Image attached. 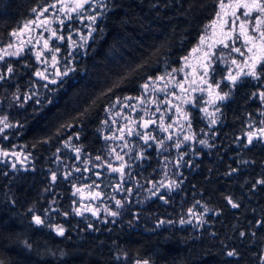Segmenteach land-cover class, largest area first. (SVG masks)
Here are the masks:
<instances>
[{"label":"trees","instance_id":"trees-1","mask_svg":"<svg viewBox=\"0 0 264 264\" xmlns=\"http://www.w3.org/2000/svg\"><path fill=\"white\" fill-rule=\"evenodd\" d=\"M58 2L0 0V264H264V62L221 101L181 75L219 0L79 8L65 35L91 39L53 86L12 42Z\"/></svg>","mask_w":264,"mask_h":264},{"label":"rangeland","instance_id":"rangeland-1","mask_svg":"<svg viewBox=\"0 0 264 264\" xmlns=\"http://www.w3.org/2000/svg\"><path fill=\"white\" fill-rule=\"evenodd\" d=\"M223 2L225 6L221 9L219 0L216 20L205 27L203 34L194 47L197 50H191L184 59L183 67L186 68V73L181 74L184 78L183 81L189 80L192 87L196 85L191 92L196 91L202 94L205 91L208 97L212 93L215 101L224 99H221L224 95L219 89L223 81L232 84L231 77H236L237 80L240 75L255 70L258 64L264 62L259 58L264 56V52L256 49L249 51L251 45L246 44L244 37L240 36L239 28L241 21H248L249 34L258 38L259 33L253 32L252 29L257 27L255 17L259 13L253 11L249 16H243L242 13L245 9L235 7L237 0H223ZM74 4H76V0H71V3L67 6L71 8ZM233 21H235V24H233ZM259 27L264 30V25H259ZM225 44L229 45L228 47L231 50L218 58L219 55H215V49L219 46L224 47ZM234 48H239L240 52L233 51ZM214 60L218 61L226 69V72L224 78L218 79L217 83L212 84L209 82L210 76L206 75V72L209 71ZM233 60H235V63H233ZM253 65H255L254 69ZM183 89V87L180 88L181 91Z\"/></svg>","mask_w":264,"mask_h":264},{"label":"flooded vegetation","instance_id":"flooded-vegetation-1","mask_svg":"<svg viewBox=\"0 0 264 264\" xmlns=\"http://www.w3.org/2000/svg\"><path fill=\"white\" fill-rule=\"evenodd\" d=\"M95 1L86 7L92 6ZM70 3V0L66 4L58 2L54 4L55 7L51 6L47 14L33 16L42 17L43 28L30 20L20 29L14 31L16 34L13 35L12 48L16 53L23 54L22 57L29 60L32 65L31 74L33 77L39 78L47 85H58L68 79V75L73 70V62L79 53L80 44H83L81 47L84 48V44H88L91 39L89 32L86 35L80 29L72 30L65 35V21L71 20L75 24L73 27L79 28L80 17L77 12L79 8L76 7V4L69 8L67 5ZM90 18L87 17L91 20ZM53 21L55 23H52ZM50 23L54 27H50ZM23 27L29 28V32L24 31L18 35ZM65 44L69 46L66 50ZM66 69L69 70L68 75H60ZM52 80H55L56 83H51Z\"/></svg>","mask_w":264,"mask_h":264},{"label":"snow or ice","instance_id":"snow-or-ice-1","mask_svg":"<svg viewBox=\"0 0 264 264\" xmlns=\"http://www.w3.org/2000/svg\"><path fill=\"white\" fill-rule=\"evenodd\" d=\"M85 4H91V0H76V7L83 9ZM52 7H55V5H51ZM106 7V5H104ZM224 2L223 0H220V7L221 9L224 8ZM235 7L237 8H243L245 9V11L242 13L243 16H249L251 12L255 11L257 13H259V15H257L255 17V22L257 24V27H254L252 29L253 32H258L259 36L254 37L252 35L249 34L248 31V21H241L239 28H240V36L244 37L245 43L248 45H251V47H249V51H253L254 49L260 51V52H264V30H262L259 25H264V0H237V3L235 5ZM44 11H47V9H45ZM91 21L94 23L96 20L95 16H92ZM237 19H239V17H237ZM233 24H235V21H233ZM16 33L13 32V35H15ZM225 47H227V44H225ZM197 49H194L193 51H196ZM233 51L236 52H240L239 48H234ZM261 60H264V56L259 57ZM233 63H235V60H233ZM255 68V65H253V69ZM74 70V69H73ZM12 68L9 67L8 68V72H11ZM68 71L69 70H65L63 73H60V75L62 76H66L68 75ZM247 75L250 76H256V72L255 70L250 71L249 73H247ZM0 79H3L2 76H0ZM232 82L235 83L236 82V77H231ZM51 83H56L55 80L50 81ZM144 87H148V85H144ZM227 94H225L226 96ZM260 97L262 100H264V92L260 93ZM224 97H221V99H223ZM126 99H130L128 97H126ZM213 123H215V121H213ZM255 134L254 133H250L248 135V144L252 143L253 140V136ZM261 135H264V130H261ZM201 143H204V141H201ZM247 146V145H245ZM4 155H7V153H4ZM235 171V169L233 170ZM52 179L55 180L56 177L55 175L52 176ZM258 184H264V181H257ZM161 199H164V197H161ZM228 199V203L231 205L232 208H238L239 204L234 202L231 198H227ZM116 205L117 207H121V202L119 200L116 201ZM111 215L116 216L118 215V213L116 212H112ZM34 222L37 225L42 224V219L39 216H35L34 217ZM164 222L161 221V224H163ZM181 223H184V221H181ZM57 232L59 235H63L64 234V229L62 227H58L57 228ZM244 233H241V236H243ZM28 247H31L30 245H27ZM228 256H234L236 255V253L234 251H229L227 253ZM145 264H147V262H145Z\"/></svg>","mask_w":264,"mask_h":264},{"label":"water","instance_id":"water-1","mask_svg":"<svg viewBox=\"0 0 264 264\" xmlns=\"http://www.w3.org/2000/svg\"><path fill=\"white\" fill-rule=\"evenodd\" d=\"M93 1H95V0H91V3L93 2ZM62 2L63 3H67L68 2V0H62ZM89 4H85L84 5V8L86 7V6H88ZM24 31H26V32H29V28H27V27H23L19 32H18V35H21ZM146 125V124H145Z\"/></svg>","mask_w":264,"mask_h":264}]
</instances>
